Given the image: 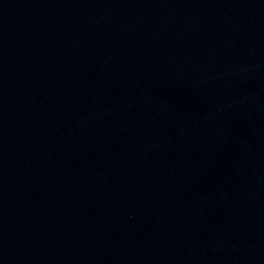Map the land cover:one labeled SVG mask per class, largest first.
Returning <instances> with one entry per match:
<instances>
[{
    "label": "water",
    "instance_id": "1",
    "mask_svg": "<svg viewBox=\"0 0 264 264\" xmlns=\"http://www.w3.org/2000/svg\"><path fill=\"white\" fill-rule=\"evenodd\" d=\"M0 264H264V0H0Z\"/></svg>",
    "mask_w": 264,
    "mask_h": 264
}]
</instances>
